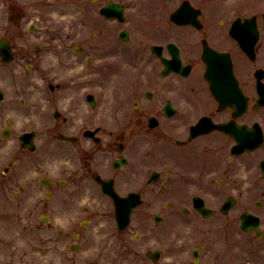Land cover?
<instances>
[{
    "label": "flooded vegetation",
    "instance_id": "af4514ba",
    "mask_svg": "<svg viewBox=\"0 0 264 264\" xmlns=\"http://www.w3.org/2000/svg\"><path fill=\"white\" fill-rule=\"evenodd\" d=\"M88 1L93 13L82 7L67 31L37 32L33 0H0L2 81L40 80L18 90L30 100L21 113L43 125L20 147L38 152L47 199L60 191L70 237L90 223L78 216L110 212L121 235L158 229L154 262L264 254V0ZM115 198L136 203L121 232Z\"/></svg>",
    "mask_w": 264,
    "mask_h": 264
},
{
    "label": "rangeland",
    "instance_id": "374dc122",
    "mask_svg": "<svg viewBox=\"0 0 264 264\" xmlns=\"http://www.w3.org/2000/svg\"><path fill=\"white\" fill-rule=\"evenodd\" d=\"M33 4L36 8L33 23L38 26L37 32H65L66 26L80 20L82 7L87 6L88 12L92 10L93 13L94 10L91 1L83 3V0H33ZM4 20L0 8V26ZM47 56L42 58L44 64L55 63ZM55 70L59 71L60 67L56 66ZM21 75L23 88L11 87L2 81L6 73L0 68V89L7 93L5 102L0 103V178L4 169L9 167L8 173L0 181V264H174L175 255H162L158 262L147 255L149 250L162 248L158 241V229L155 238H149L147 230L142 226L139 231L135 223L128 234L121 235L110 212L78 216L90 219V223L79 230V240L70 237L72 228L67 223L68 214L60 191L47 199V189L38 184L39 175L32 167L39 165L36 158L38 152L30 155L20 147L19 137L23 130L30 129L31 124L38 131L43 128L41 120L38 123V120L21 113L23 102L29 99H20L23 94L18 92L20 88L26 92L27 88L28 95H32L31 83L38 81L36 84L39 85L40 80L35 76L27 77L24 71ZM8 120H12V136L3 139L1 133ZM20 186L25 188V193L17 199L15 194L19 193ZM41 216H48L50 221H41ZM168 218L165 224L167 234L170 231ZM183 222L184 229H191L192 224ZM59 232L63 235H59ZM136 234L142 235L144 240L137 241ZM173 239L172 234L167 235V242L173 243ZM122 241L129 244V254H117ZM70 244L81 246L73 252L69 249ZM236 257L232 255L231 264H240ZM246 258L245 264H264V254H247Z\"/></svg>",
    "mask_w": 264,
    "mask_h": 264
},
{
    "label": "water",
    "instance_id": "95a60500",
    "mask_svg": "<svg viewBox=\"0 0 264 264\" xmlns=\"http://www.w3.org/2000/svg\"><path fill=\"white\" fill-rule=\"evenodd\" d=\"M0 55L4 56V53L1 50V42H0ZM2 94L0 92V101L2 100ZM11 136V133L9 129H5L2 133V137L8 138ZM21 143L24 148H29L30 150H35V145H34V134H26L21 137ZM116 201V207H117V221H118V226L120 231H124L129 224L130 221V215L131 212L136 205V203L131 204L129 199H121V198H115ZM156 254L149 253V256L157 259Z\"/></svg>",
    "mask_w": 264,
    "mask_h": 264
}]
</instances>
